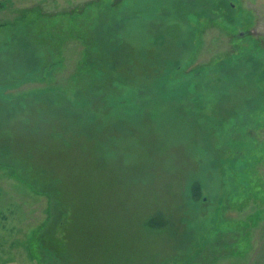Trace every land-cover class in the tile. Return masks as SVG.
<instances>
[{
	"label": "rangeland",
	"instance_id": "374dc122",
	"mask_svg": "<svg viewBox=\"0 0 264 264\" xmlns=\"http://www.w3.org/2000/svg\"><path fill=\"white\" fill-rule=\"evenodd\" d=\"M263 231L264 0H0V264H242Z\"/></svg>",
	"mask_w": 264,
	"mask_h": 264
},
{
	"label": "crops",
	"instance_id": "0c3cea01",
	"mask_svg": "<svg viewBox=\"0 0 264 264\" xmlns=\"http://www.w3.org/2000/svg\"><path fill=\"white\" fill-rule=\"evenodd\" d=\"M257 247L254 248V255L242 264H264V231L257 240ZM224 264H228L227 261Z\"/></svg>",
	"mask_w": 264,
	"mask_h": 264
},
{
	"label": "trees",
	"instance_id": "16d2710c",
	"mask_svg": "<svg viewBox=\"0 0 264 264\" xmlns=\"http://www.w3.org/2000/svg\"><path fill=\"white\" fill-rule=\"evenodd\" d=\"M194 194H195L194 196H198V193H197V191H196Z\"/></svg>",
	"mask_w": 264,
	"mask_h": 264
}]
</instances>
